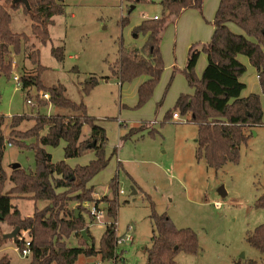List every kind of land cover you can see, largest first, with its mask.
Here are the masks:
<instances>
[{
    "label": "rangeland",
    "instance_id": "obj_1",
    "mask_svg": "<svg viewBox=\"0 0 264 264\" xmlns=\"http://www.w3.org/2000/svg\"><path fill=\"white\" fill-rule=\"evenodd\" d=\"M62 1L64 12L54 17V24L49 27L50 41L40 46L31 39L40 52V65L45 68L41 80L47 86L61 84L69 100L85 105L87 114L105 129V156L109 159L107 166L91 180L89 186L92 187V199L101 201L97 208L103 214L98 219H92L88 209L93 204L83 203L81 215L84 227L74 233V238L69 237L68 243H80L81 232L87 231L97 249L105 226L111 221L105 213L107 203L102 201L115 199L118 204L115 235L121 237L127 228H131L133 238L131 243L118 245L116 252L125 264H145L146 250L151 246L153 236L150 220L152 203L155 212L164 214L176 229H190L198 238L199 253L194 256L179 253L175 257L177 264H236L242 260L261 264L262 256L246 242L247 234L264 224V210L254 206L264 190V95L254 69L248 64L240 78L247 90H259L262 125L251 130L249 139L241 145L237 165L228 163L219 170L208 168L203 159L196 160L197 128L193 123L188 120L186 123L160 121L163 114L173 108L178 96L189 90L182 74L187 50L192 44L210 41V24L220 0H203L201 13L189 10L180 18L177 26L167 27L162 42L164 68L152 97L140 108H135L138 82L120 87L111 76L110 66L119 57L121 42L125 47H134L130 38V30L134 26L143 19H152L154 15L160 17L162 1L140 0L134 4L123 0ZM0 5L5 7L2 0ZM10 13V30L30 35L31 24L22 9ZM124 17L128 18L126 26L120 23ZM57 47L63 49L61 62L50 54V49ZM239 58L247 63L244 56ZM12 59L10 77L0 75V116L6 119V138H10L8 125L12 116L70 113L48 104L38 107L36 100L47 101L40 97L42 92L34 88L22 91L20 84L13 83L14 78L35 72L36 68L26 60L23 52L12 56ZM201 62L206 65L203 53L199 55L194 69L197 78L202 74V71L196 74L197 64ZM174 69L178 73L172 77ZM105 77L108 78L107 82ZM91 78L96 85L85 96L82 86L89 83ZM26 93L34 106L27 104ZM161 99L162 104L158 106ZM120 122L140 123H122V128ZM32 125L33 122L23 121L15 130L24 132ZM88 130V125H84L81 132L85 134ZM151 130L154 132L149 135ZM126 134L129 135L123 138ZM7 144L2 158L6 176L10 175L14 165L25 171L32 170L33 153ZM63 145L61 142L57 147L44 148L51 154L53 163L63 160ZM86 152L78 158L69 159V164L75 165L74 160H83L87 155L94 158L92 150L88 151L89 154ZM113 178L116 195L109 188ZM10 187L11 184L7 182L3 191L5 195H9ZM132 189L135 194H132ZM219 190L224 192L223 197ZM43 203L16 195L11 199V205L18 208L22 218L48 205L47 202ZM77 205L70 203L67 209L73 211ZM13 230L12 226L0 222V257H5L9 264H28L30 255L23 257L14 238L9 237ZM16 236L29 239L24 231ZM96 262L112 264L111 261L102 260L100 255L79 257L75 264Z\"/></svg>",
    "mask_w": 264,
    "mask_h": 264
},
{
    "label": "trees",
    "instance_id": "obj_2",
    "mask_svg": "<svg viewBox=\"0 0 264 264\" xmlns=\"http://www.w3.org/2000/svg\"><path fill=\"white\" fill-rule=\"evenodd\" d=\"M0 5V75L9 78L12 72V56L25 55L35 68V72L19 77L20 89L31 88L49 95L48 101L36 100L38 107L51 105L64 109L69 114H35L33 116H12L10 118V138L4 135L7 127L5 117L0 116V222H4L18 233L27 232L30 240V261L28 264H75L79 257L100 255L102 260L113 264H125L121 256L114 252L117 236L114 232L118 204L115 199L107 203L106 215L111 219L105 226L98 248L95 249L92 237L80 235V243L69 244L68 238L84 227L81 205L85 202L96 206L101 201L92 199L91 180L108 164L105 156L106 133L86 112L83 103H75L65 96L61 84L47 86L42 83L41 75L45 68L40 65V52L31 42L34 39L40 46L50 41L49 27L54 17L63 14L62 0H26V5L17 0H2ZM134 4L135 0H123ZM140 1V0H139ZM203 0H162V13L156 20L145 19L131 30L133 39L142 36L145 42L140 49L127 48L120 43L119 57L110 66L111 76L119 85L129 84L144 77L137 88V104L142 107L153 95L162 71L163 61L160 54L162 35L166 27L173 23L184 10L202 11ZM22 9L30 21V35L13 33L10 30L11 13ZM129 13V11H128ZM121 25H128V18L121 19ZM229 25L239 32L231 31ZM213 32L210 41L192 45L187 53L182 74L192 94H181L172 109L168 110L161 123L169 122L173 114L186 117L197 128L195 157L203 159L205 165L219 170L226 164L237 165L241 145L251 135V130L262 125V107L258 94L241 97L245 86L240 82L245 66L238 60L244 56L255 70L259 88L264 95V0H220L212 21ZM206 57V66L200 76L195 75V65L199 55ZM50 54L57 62L63 61L62 47L51 48ZM175 74V71L172 72ZM173 77V75H172ZM106 79V78H104ZM96 81L82 86L87 96ZM27 93L25 100H27ZM162 104V99L158 106ZM23 121L33 122L26 131L15 130ZM88 125V140L80 141L81 130ZM153 130L148 134L152 135ZM129 134L123 136L126 138ZM32 142H29L31 141ZM31 151L34 158L32 170L22 168L12 170L7 177L2 168L5 144ZM63 142V160L51 163V156L44 147H57ZM92 142L93 148L88 147ZM93 151L94 159L85 166L69 167L64 161L78 158L86 151ZM11 187L9 195L4 194L5 184ZM115 179L109 188L116 195ZM27 197L32 201L47 202L41 210L35 209L29 217L22 218L16 206L11 205L12 196ZM70 203L78 204L69 211ZM256 209L264 210V190L255 202ZM150 220L153 226L151 246L146 250L145 264H177L179 253L197 255L199 244L196 234L190 229H176L164 215H158L150 203ZM87 240V241H86ZM16 247L20 250L22 242L16 236ZM249 246L259 252L264 264V224L257 226L246 236ZM0 264H9L0 257ZM236 264H258L252 260L238 261Z\"/></svg>",
    "mask_w": 264,
    "mask_h": 264
},
{
    "label": "crops",
    "instance_id": "obj_3",
    "mask_svg": "<svg viewBox=\"0 0 264 264\" xmlns=\"http://www.w3.org/2000/svg\"><path fill=\"white\" fill-rule=\"evenodd\" d=\"M162 1V0H161ZM63 2V1H62ZM64 4V3H63ZM189 10H191V9H188V10H184V11H182L179 15H178V17H176L175 18V20L173 21V23H171V24H169L168 26H170V25H173L174 27H175V25L177 26V24H178V22H179V20H180V18L184 15V13L185 12H188ZM217 10V9H216ZM215 15V14H214ZM157 17L158 15H154L153 17ZM152 17V18H153ZM213 19H214V17H213ZM143 20H145V19H143ZM143 20H141V22L143 21ZM213 21V20H212ZM140 22V23H141ZM139 23V24H140ZM54 24V23H53ZM138 24V25H139ZM138 25H136V26H138ZM167 26V27H168ZM51 27V26H50ZM135 27V26H134ZM167 27H166V29H167ZM210 27H211V30H212V32H213V26H212V22H211V24H210ZM229 28L231 29V31H233V32H235V33H238L239 31L235 28V27H233L232 25H229ZM166 29H165V31H166ZM132 30V29H131ZM131 30H130V38H131V43H133L134 44V47L133 48H137V49H140L142 46H143V44H144V42H145V38L144 37H142V36H139L138 38H136V39H133L132 37H131ZM165 31H164V33H163V35H162V40H161V45H160V54H161V58H162V61H163V68H164V56L162 55V42H163V37H164V34H165ZM211 36H212V34H211ZM201 44H204V42L203 43H201ZM185 45V47L187 46V42L184 44ZM192 45H194V44H192ZM191 45V46H192ZM190 46V47H191ZM189 47V48H190ZM128 48V47H127ZM189 48H188V50H189ZM188 50H187V53H188ZM163 56V57H162ZM186 58H187V56H186ZM206 58V57H205ZM238 60L245 66V68H246V66L249 64L248 63V61H247V63H245V62H243L242 61V59H240L239 57H238ZM185 63H186V61H185ZM199 64V65H198ZM197 64V67H196V74H197V72H199V71H202L203 72V70H204V66H206L205 65V62H201V63H198ZM171 67H175L174 66V64H172V66ZM183 67V64H182V66H180V68H182ZM204 67V68H203ZM203 69V70H202ZM253 69V68H252ZM173 71H175V73H178V70L176 69H174ZM254 72H255V70H254ZM256 74V73H255ZM172 75H174L173 73H172ZM106 79H105V82H107L108 81V78L107 77H105ZM145 80V78L144 77H141V78H138V79H136V80H134V81H137L138 82V86L143 82ZM133 82V81H132ZM240 82L242 83V84H244V86H245V83L241 80V78H240ZM118 83V82H117ZM124 85V84H123ZM123 85H119L120 87H122ZM138 86H137V88H138ZM189 88V87H188ZM258 89H251V90H247V88H246V86H245V88H244V90L242 91V93H241V97H246V96H248L249 94H258ZM192 90L189 88V90H188V92H183V93H181V94H192ZM180 94V95H181ZM179 95V96H180ZM259 95V94H258ZM178 96V97H179ZM260 96V95H259ZM260 103H261V99H260ZM123 108H127L126 106H123ZM164 115H165V113L163 114V116H162V118L160 119V121H162L163 120V117H164ZM152 121H156L157 122V120H152ZM147 122H149V121H147ZM127 124V125H129V124H136V123H140V122H120L119 123V126L120 127H122L120 124ZM96 124L98 125V126H100L99 125V123H97L96 122ZM264 125V124H263ZM101 127V126H100ZM102 128V127H101ZM123 128V127H122ZM104 129V128H103ZM105 130V129H104ZM82 131V130H81ZM89 135H90V130H88L85 134H82V132H81V137H80V141H85V140H87L88 138H89ZM254 135H256V133H254ZM63 147H64V145H63ZM45 148V147H44ZM63 149V148H62ZM45 150V149H44ZM46 151V150H45ZM47 152V151H46ZM48 153V152H47ZM48 154H50V153H48ZM86 154H89L88 153V151L86 152ZM92 154V153H91ZM50 156H51V154H50ZM91 155H87V157L86 156H84L83 157V160H81L80 158L79 159H77V160H74V162L73 163H75V165H71V164H69V159L68 160H65L64 162L69 166V167H71V168H73V167H75V166H85V165H87L91 160H93L94 158L91 156ZM62 161V160H61ZM51 163H53L52 162V156H51ZM54 164V163H53ZM88 186H91L90 185V183H89V185ZM42 204H45V203H43L42 202ZM133 241V240H132Z\"/></svg>",
    "mask_w": 264,
    "mask_h": 264
},
{
    "label": "built area",
    "instance_id": "obj_4",
    "mask_svg": "<svg viewBox=\"0 0 264 264\" xmlns=\"http://www.w3.org/2000/svg\"><path fill=\"white\" fill-rule=\"evenodd\" d=\"M153 20H156L157 17H153L152 18ZM13 83L15 84H19V78H14L13 79ZM41 98H43V100H47L49 99V95L48 94H44L42 93V95L40 96ZM27 104L31 105V106H34L35 104L31 103L30 100H26ZM50 105V104H49ZM187 118L186 117H181L179 116L178 114H173L172 117H171V121L173 122H179V123H186L187 122ZM7 146H10V144H7ZM121 193V192H120ZM93 205L88 209V214L90 215V217L92 219H98L102 216V211L101 209L97 208V206L92 203ZM114 232H115V229H113ZM131 228H127L126 232L120 237V236H117V241H116V244H115V247H117L118 245L120 244H127V243H131L133 238L131 237ZM69 239V238H68ZM18 240L22 242V247L21 249L19 250L20 254L23 256V257H27L28 255H30V240L29 239H26L24 237H18ZM115 253L116 250H114ZM111 263L113 264V262L111 261ZM94 264H101L100 262H96Z\"/></svg>",
    "mask_w": 264,
    "mask_h": 264
},
{
    "label": "water",
    "instance_id": "obj_5",
    "mask_svg": "<svg viewBox=\"0 0 264 264\" xmlns=\"http://www.w3.org/2000/svg\"><path fill=\"white\" fill-rule=\"evenodd\" d=\"M18 2H21L22 4H24V5H26V0H17ZM174 1V0H173ZM135 2H139V0H135ZM133 8L131 7V10H132ZM95 146V143L94 142H92L91 144H89L88 145V147H90V148H93ZM19 168V166L18 165H14L13 166V170H15V169H18ZM219 192V194H220V196H224V192L222 191V190H219L218 191ZM132 194H135V191L132 189ZM77 211H75V214L77 215ZM17 232H18V229H15V230H13L12 231V233L9 235V237L10 238H15L16 237V234H17ZM81 234H82V236L84 237V238H86V236H85V232L84 231H82L81 232Z\"/></svg>",
    "mask_w": 264,
    "mask_h": 264
}]
</instances>
